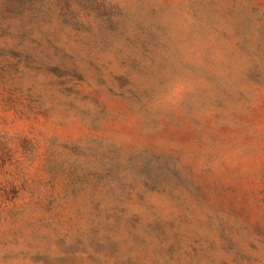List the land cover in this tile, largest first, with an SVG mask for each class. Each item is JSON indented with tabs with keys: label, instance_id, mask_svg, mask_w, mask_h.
Wrapping results in <instances>:
<instances>
[{
	"label": "rangeland",
	"instance_id": "rangeland-1",
	"mask_svg": "<svg viewBox=\"0 0 264 264\" xmlns=\"http://www.w3.org/2000/svg\"><path fill=\"white\" fill-rule=\"evenodd\" d=\"M0 264H264V0H0Z\"/></svg>",
	"mask_w": 264,
	"mask_h": 264
}]
</instances>
